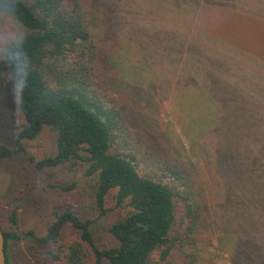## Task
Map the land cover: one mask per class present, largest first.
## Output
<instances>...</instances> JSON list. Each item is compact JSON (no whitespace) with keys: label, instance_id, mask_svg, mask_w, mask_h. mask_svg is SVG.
<instances>
[{"label":"rangeland","instance_id":"374dc122","mask_svg":"<svg viewBox=\"0 0 264 264\" xmlns=\"http://www.w3.org/2000/svg\"><path fill=\"white\" fill-rule=\"evenodd\" d=\"M132 1L119 22L113 66L145 128L206 184L219 225L201 260L236 264L256 250L245 263L264 264V0H206L203 8L202 2L190 39L191 0ZM224 59L236 62L235 73L222 72ZM200 67L211 73L207 83ZM24 124L8 80L0 91V147H14ZM24 147V154L0 159V227L21 239L9 242L10 264H66L63 253L54 260L48 251L77 240L72 228L49 249L35 238L46 234L54 213L94 219L93 180L70 165L36 169L31 158L56 153L49 128ZM107 208L112 212L92 225L100 246L108 245L109 226L119 216L112 199Z\"/></svg>","mask_w":264,"mask_h":264},{"label":"trees","instance_id":"16d2710c","mask_svg":"<svg viewBox=\"0 0 264 264\" xmlns=\"http://www.w3.org/2000/svg\"><path fill=\"white\" fill-rule=\"evenodd\" d=\"M202 2L203 8L206 0L190 2L196 15L188 39L200 22ZM17 6L29 29L25 52L32 68L23 86L7 77L15 86L25 124L15 135L14 147H0V159L24 154V143L49 128L56 134V153L41 161L31 158L32 163L40 172L64 165L81 169L93 180L96 212L87 220L73 210L54 213V221L36 243L54 247L70 227L79 238L64 251H48L54 260L63 253L66 264H204L201 253L219 225L206 184L145 128L113 66L119 22L130 13L133 1L17 0ZM236 66L224 59L220 69L235 73ZM7 72L0 64V73ZM203 72L207 83L211 73L200 67L199 77ZM190 77L194 85V74ZM5 87L0 84V91ZM109 199L119 216L109 226L108 245L100 246L92 225L112 212ZM10 221L16 224L15 213ZM3 234L10 264L9 242L21 239L15 233ZM26 237H33L32 232ZM247 252L236 264L258 255L256 250L254 255Z\"/></svg>","mask_w":264,"mask_h":264},{"label":"clouds","instance_id":"9594fccd","mask_svg":"<svg viewBox=\"0 0 264 264\" xmlns=\"http://www.w3.org/2000/svg\"><path fill=\"white\" fill-rule=\"evenodd\" d=\"M29 29L18 12L17 0H0V64L7 73H0V84L7 86V77L23 86L31 73V61L25 52Z\"/></svg>","mask_w":264,"mask_h":264},{"label":"water","instance_id":"95a60500","mask_svg":"<svg viewBox=\"0 0 264 264\" xmlns=\"http://www.w3.org/2000/svg\"><path fill=\"white\" fill-rule=\"evenodd\" d=\"M0 264H6L5 237L1 229H0Z\"/></svg>","mask_w":264,"mask_h":264}]
</instances>
